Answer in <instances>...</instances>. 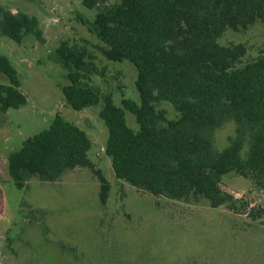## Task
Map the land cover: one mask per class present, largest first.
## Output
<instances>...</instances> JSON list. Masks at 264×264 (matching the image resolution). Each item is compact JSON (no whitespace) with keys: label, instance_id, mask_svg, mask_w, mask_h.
<instances>
[{"label":"trees","instance_id":"1","mask_svg":"<svg viewBox=\"0 0 264 264\" xmlns=\"http://www.w3.org/2000/svg\"><path fill=\"white\" fill-rule=\"evenodd\" d=\"M107 1L83 0L86 7L98 8L86 24L103 41L106 58L136 66L140 103L124 97L118 105L111 92L90 82L95 67L85 46L62 40L55 53L68 70L63 93L74 109L103 99L105 153L116 177L157 197V205L161 197L206 200L214 208L249 213V203L224 190L222 180L237 173L264 193V55L248 58L244 42L220 39L229 29L264 22V0ZM0 32L18 43L30 34L44 40L39 19L12 6L0 5ZM0 71L9 80L0 82V111L26 104L17 67L3 54ZM163 101L173 104L175 118L158 107ZM126 110L135 115L138 129L127 123ZM232 121L234 133L218 149L216 131ZM91 147L85 129L57 114L49 128L9 155L8 172L14 185L25 189L33 177L55 184L70 171L88 169L99 180L105 206L111 183L91 159ZM30 213L28 218H36V210Z\"/></svg>","mask_w":264,"mask_h":264},{"label":"rangeland","instance_id":"2","mask_svg":"<svg viewBox=\"0 0 264 264\" xmlns=\"http://www.w3.org/2000/svg\"><path fill=\"white\" fill-rule=\"evenodd\" d=\"M0 5L36 16L44 37L40 41L30 34L18 43L0 32V54L17 67L27 96L26 104L0 111V264H264V193L251 178L230 173L222 180L224 190L249 203L250 214L214 208L206 200L186 203L161 197L157 205V197L116 177L105 153L103 99L80 110L67 102L63 86L69 82L68 70L55 53L62 40L89 50L95 67L90 82L111 92L116 104L124 97L141 101L136 66L128 59L106 58L103 41L86 24L97 7L88 8L83 0H0ZM220 42H244L248 58L264 55V22L229 29ZM0 82L9 84L1 71ZM158 107L167 109L170 118L179 114L168 101ZM57 114L89 134L90 157L111 183L105 206L99 180L88 169L70 171L55 184L33 177L28 188L14 185L9 155L49 128ZM126 120L139 128L128 110ZM234 130L232 121L216 131L218 149L227 146ZM31 209L36 218H28Z\"/></svg>","mask_w":264,"mask_h":264}]
</instances>
